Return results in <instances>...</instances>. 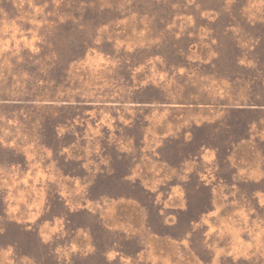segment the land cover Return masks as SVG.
<instances>
[{
  "label": "rangeland",
  "instance_id": "374dc122",
  "mask_svg": "<svg viewBox=\"0 0 264 264\" xmlns=\"http://www.w3.org/2000/svg\"><path fill=\"white\" fill-rule=\"evenodd\" d=\"M0 264H264V0H0Z\"/></svg>",
  "mask_w": 264,
  "mask_h": 264
}]
</instances>
